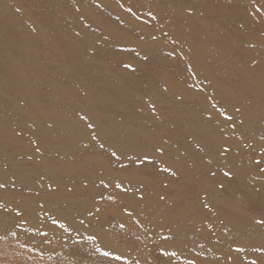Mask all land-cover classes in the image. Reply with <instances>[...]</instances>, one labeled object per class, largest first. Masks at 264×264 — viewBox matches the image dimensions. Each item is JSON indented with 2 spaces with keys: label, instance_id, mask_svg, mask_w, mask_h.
I'll list each match as a JSON object with an SVG mask.
<instances>
[{
  "label": "bare ground",
  "instance_id": "obj_1",
  "mask_svg": "<svg viewBox=\"0 0 264 264\" xmlns=\"http://www.w3.org/2000/svg\"><path fill=\"white\" fill-rule=\"evenodd\" d=\"M256 1L264 4V0ZM149 12L163 23L153 20ZM262 20L264 11L253 10L250 0H0V109L11 113L0 115V154L5 157L0 158V168L3 163L11 166L14 177L12 181L11 174H0V184L6 185L0 187L4 202L1 224L12 220L11 228L19 233L20 225L28 224L37 237L39 221H49L52 216L66 225L55 230L47 223L46 229L57 233L56 237L69 231L79 236L94 235L103 248L119 251L122 240L107 237L106 229L115 226L113 221L125 225L131 220L139 227L149 225L154 233L172 234L171 240L178 247L173 249L186 260L250 264L256 259L264 264V251L235 252L239 246L264 248V225L256 223L264 219V171L259 172V164L248 159V149L239 138L251 135L254 149L261 152L264 148V141L255 136L264 124V76L254 79L248 67L240 72L235 65L224 69L221 64H216L211 74L209 64L214 52L221 50L229 55L240 51L247 58L264 61V35H255L253 29ZM218 32L237 36L228 42L215 40ZM143 35L148 38L141 39ZM253 42L258 46L252 47ZM208 44L214 51L201 52ZM175 53L189 56L182 59ZM125 64L137 70L127 69ZM189 73L198 78L205 91L216 94L217 107L228 112L241 108L231 114L235 130L231 122L218 116L211 118V124L203 123L209 112L197 101L199 85L192 88ZM237 95L245 96L256 108L246 110L244 104L249 103L231 101ZM150 98L157 106L155 114L148 104ZM85 114L92 125L99 126L94 130L99 140L106 138L118 154L142 155L144 143L154 152L164 147L162 159L176 169L177 176L160 189L162 184L156 183L160 173L156 172L146 179L142 193L147 198L129 197L116 190L113 196L117 199L110 201L103 196L101 201L103 207H109L107 213L89 215L86 211L97 204L95 197L106 195L99 184L105 180L104 170L98 165L109 159L108 154H87L73 162L71 158L79 154L76 135H65L62 140L48 136V130L69 126L81 133L82 142L88 129L85 120H77V116ZM173 118L179 120L171 123ZM102 124H111L114 133L101 129ZM218 127L222 133L230 131L235 144L231 156L243 158L239 165L231 166V177L224 176V165L212 168L204 162L215 158L225 141H207L206 131ZM190 141L197 146L185 149ZM35 145L42 153L65 152L68 158L47 155L34 167L30 164L37 163L29 157L41 153L34 150ZM146 170L127 167L125 173L134 175V185H142L140 175ZM76 173L82 180L75 178ZM175 177L186 182L180 190L173 182ZM90 178L97 182L85 187ZM213 180L227 183L223 200L214 199L213 193L221 192L209 186ZM196 186L205 187L202 198L209 207L195 195L194 200L189 196ZM256 189L262 196L249 198ZM166 192V198L160 199ZM83 195L89 197L85 202L80 201ZM239 196L246 198L240 200ZM46 198L49 202L39 205ZM42 207L46 212L41 214ZM125 208L133 214L129 216ZM133 225L135 233L137 227ZM188 234L198 238L194 257L184 247ZM154 241L153 247H159ZM65 242L63 246L61 243L63 250L70 248V240ZM141 251L146 263L180 264L170 263L150 249Z\"/></svg>",
  "mask_w": 264,
  "mask_h": 264
},
{
  "label": "rangeland",
  "instance_id": "obj_2",
  "mask_svg": "<svg viewBox=\"0 0 264 264\" xmlns=\"http://www.w3.org/2000/svg\"><path fill=\"white\" fill-rule=\"evenodd\" d=\"M250 2H251V6L253 10H256L257 6L260 4L257 1L255 4L252 2V0H250ZM157 19L159 22L163 23L161 19L159 18ZM167 20H168V17L165 19V21ZM253 29L256 31L255 35L263 36L264 35V20H262L259 24L255 25ZM216 34L217 35L213 36L215 40L223 39L226 42L234 40L235 37L237 36V33H234V32H229V33L218 32ZM140 38L147 39L148 37H145V35H143V36H140ZM251 45H254V47L258 46V44L254 42L251 43ZM200 51L210 52V51H214V49L211 44H208V46L200 49ZM175 55L182 59H188L189 53H179V54L175 53ZM209 64L211 65V70H210L211 74H214V71L216 70V67L214 66L216 64H221V66L224 69L231 68V66L235 65L238 67V70L240 72H243L242 70H245L248 67L252 70L254 79L256 78L262 79V77L264 76V61H261L260 58H247L240 51H237L234 54H230V55L227 54V52H225L224 50L217 51V52L215 51L213 54V58L210 60ZM188 81L190 83L191 82L193 83L192 84L193 89H195V86L199 85L196 89V91L200 92L199 99H197V101L203 104L207 108V111L209 112V114L207 113L208 114L207 116L203 117L202 119L203 123L211 124L209 121L211 120V118H215V116H218L219 118L224 119V116H222L220 112L217 110L218 108H221V107H217V108L212 107L213 103L216 104V98H217L216 94L205 91L202 83L198 84L199 80L197 77H195L193 73H189ZM201 89H203L204 91L203 90L201 91ZM181 92L184 93L183 90H181ZM231 101H234L236 103L239 102L240 104L245 103V102L249 103V101H246V97L242 95L235 96L233 99H231ZM216 105L218 106V104ZM244 105H245L246 110H253L254 108H256L255 103H251V104L249 103V104H244ZM222 108H225V107H222ZM225 109L227 111V114L229 115H231L233 112H236L235 109L229 112L227 108ZM239 109L241 110V108ZM162 112L167 113V110L163 109ZM0 115H2L3 117H7V116H11V113L10 111H8V109H0ZM209 116L211 118H209ZM79 118L81 120V115L77 116V120H79ZM132 119L133 118L131 117V119L127 121L128 125L131 124L130 121ZM176 120H179V119L173 118L170 121L171 123H173ZM88 124H91V121L89 118L88 120L85 121V127L88 129V131L85 133L86 134L85 139L82 140V142H81V139L83 136L81 135V133L73 131V129H71V127L69 126H63L61 127V129H58V130H48V136L51 139L57 138L59 140H62V138L65 139L64 138L65 135H68V134L76 135L74 136V140L76 141L75 146L77 147L79 154L77 153L78 154L77 156H73L71 158L73 162H77L78 158L82 157L83 155L87 156V154H108L109 159L98 165V167H101L104 170L103 171L104 179H105L104 181L110 185V187L104 188L103 185L99 183L102 185L104 192L106 193V195H103V196H106V197L113 196L116 190L121 191L120 189H117L114 187L115 183L119 181L123 184L125 188L129 189V191L127 192L121 191L123 194L130 195L129 197H133V198H140L141 195L143 196V198H147L146 194L142 193L143 189L145 188V183H147L146 179L150 175L151 176L154 175L156 172L160 173V178L156 182V183L162 184V186H159L160 189L167 187L171 183L172 176L168 173H163L159 171L160 167L165 166L167 164L163 161L161 156L157 157L158 153L154 152L152 148L149 147L147 144L145 143L141 144V147H142L141 149L143 151L142 155H137L134 150L133 151L135 155L118 154L114 149H112L109 146L106 138L103 137V139L99 140V138L97 137V132L94 131V130H97L99 126L93 125L94 126L93 128H89L87 127ZM101 126H102L101 129L107 128L109 129V131L114 133V127H111V124H107V125L102 124ZM256 132L257 133L255 136L257 138L264 136V124L261 127H259ZM223 133L221 132V128L218 127L217 129L207 130L205 135L207 136L206 138L207 141H214V140H218V138H225V141L221 143L218 151L221 152V149L223 146L228 147L230 151L228 152L227 156L222 157L219 152L215 158L210 159L211 163H209L208 158L204 159V162L207 163V166H211L212 168L213 167L218 168V166L222 164L226 167V171L232 172L231 166L239 165L237 163L243 162V158L240 155L231 156L232 148L235 145L234 141L231 140L230 138L231 136L230 131L224 133L225 135H223ZM113 137H115V135H113ZM239 138L243 142L244 144L243 146H245V148L248 149L247 151L249 154L248 159L253 162L261 161V163L256 167H260L261 171L259 172L264 171V155H262L260 151H257L254 149V143L250 139L251 135H241L239 136ZM101 145H103V147H101ZM194 145H196V143L194 141H190L186 143L184 146H185V149L192 150ZM37 148L39 147L35 145L34 150H36ZM37 152H41V153H37L31 157V159L37 163V165L30 164V165H33L34 167L40 165L43 159L48 156H52V159L68 158L67 153L65 152H53L51 154L49 151L48 153H42L41 149H39V151ZM112 152H116L117 157H119V159H117V157L112 156ZM143 155L151 156L152 162L151 163L145 162L143 164H139L137 162H134L133 160H129L128 158L130 156L134 158H142ZM0 158L5 159V157L2 154H0ZM196 158H198V156H196ZM187 163L189 166L192 167L191 162L187 161ZM121 164L126 165V167H121ZM127 167H131L133 170L139 169V168H146L147 170L140 175V181H142L144 184L134 185L133 184V181L135 178L134 175L125 173V168ZM174 169L175 168H173V170ZM174 171H176V169ZM1 173H6L8 174V176L11 174L12 177L10 178L12 181H14L11 166L3 163V165L0 168V174ZM75 178L82 180V178L80 177V174H77V173L75 174ZM173 179H174L173 181L174 183H177V185H180L178 186L179 190L184 187L186 182L183 180V178L178 179V177H175ZM95 182H97L95 178H90L87 181H85V187H86V184H95ZM223 183L224 182L219 181V180L217 181L213 180L212 182L209 183V186L211 185L212 190L214 189L216 191L221 192L220 194L213 193V195L215 196L214 199L223 200L224 197H227V194L225 193V190L228 189L227 183H225L223 188H220L219 186L220 184H223ZM207 186L208 185H206L205 187ZM205 187L203 186L194 187V189L189 192V196L194 200V195H195V197L198 200H200V203L204 205L205 199L202 198V193L204 192L203 188ZM0 194H1V191H0ZM168 194L169 193L167 192L166 194L161 193L159 198L161 199V197H164L165 199L166 195ZM261 196H262V192L256 189L253 193L250 194L249 198L258 200L259 197ZM88 198H89L88 196L83 195L80 198V201L85 202L87 201ZM245 198L246 196H239L238 199L241 200ZM115 199L117 198L115 197ZM102 200L103 199H100V197H95V201L97 202V204L93 205L91 208H88L86 212L92 216H98L102 212L107 213V211H109L110 209L108 206L103 207V204H101ZM46 202H49L48 198H46L43 202H39V205L43 206ZM150 202H152V200H150ZM1 204L3 205L4 202H3V199L0 197V205ZM97 208L100 209V212H96ZM45 212H46V208L42 207V210L40 211V213L42 214ZM113 222L115 223V224L113 223V225H115L116 227L115 226L108 227L106 229V236L109 238L115 239L116 242L122 240V244L124 245L120 247L118 252L123 253L125 256L130 258L132 261L138 260L139 264H151L149 263V261H147L146 263V261H144V257L142 258L141 250L145 248L150 249L154 253L157 252V254L161 257H163L162 250L168 251V252L176 251L177 253L179 251V250H174L175 248H178V247H175V243L171 239L170 240L164 239V237L170 236L169 233L167 235H162L161 233H154L150 231L149 225L139 227L135 224V221L131 222V220L128 221V223H126L125 225L124 224L116 225L117 222L116 221H113ZM39 223L41 224L39 225L38 228H36L37 237H35V231L31 229L28 224L20 225V228H22V230L19 233V232H16L15 229L11 228L13 226L12 220H10L7 224H5V222H2L1 224V221H0V263L1 264H38V263L39 264H124V261H120V262L110 261L108 258L103 257L100 254V252L97 251V249L103 248L100 245V239L97 237H96L95 243L88 240V236H90L88 234H85V236L83 235L79 236L77 233L71 234L70 231L64 232V234H62L61 237H58V236L56 237L55 234L57 233L54 234L53 230L52 232H50L48 229H46L47 227H49L47 223H49L53 228H56L55 230H58L60 228L59 223H55V224L53 223L52 216L49 221L41 220V222L39 221ZM132 223L134 224L133 226L137 227V231L135 233L133 230L134 228L132 227ZM108 232H109V235H107ZM4 234L7 236H3ZM171 237H173L172 234H171ZM67 240L68 241L70 240V245H69L70 248L63 250L62 246L64 245V243H66L65 241ZM154 240H156L159 243V247H153L151 243ZM197 240L198 238L194 234H188L186 236L184 247L189 248L191 257H194L198 254L197 253L198 250L196 249V248H199L197 245ZM61 243H62V246H61ZM166 244H169L170 248L166 246ZM194 246L196 248H193ZM250 247L251 246H249L247 249L244 247L245 252L246 250H249L247 252L249 254H252L251 252L253 253L260 252V251L254 250V249L259 248L257 245H253L252 248ZM236 248L238 247H235V252H236ZM104 249L112 250V248L110 249L104 248ZM199 253L201 252L199 251ZM236 253L238 255H241V254H244V251L239 252V253L236 252ZM46 254L49 256L45 257L44 255ZM51 256H53V258ZM164 258H166V260H168L170 263H175L176 261H179L180 264H183V263L185 264L187 261L186 258L180 256L179 253L177 256L172 257L171 259L167 256H164ZM251 261L253 260H250V262ZM166 264H169V263L166 262ZM196 264H199V263L196 262Z\"/></svg>",
  "mask_w": 264,
  "mask_h": 264
},
{
  "label": "snow or ice",
  "instance_id": "obj_3",
  "mask_svg": "<svg viewBox=\"0 0 264 264\" xmlns=\"http://www.w3.org/2000/svg\"><path fill=\"white\" fill-rule=\"evenodd\" d=\"M252 2L255 4L256 3V0H252ZM256 10H257V12L264 11V4H259L257 6V9ZM127 11L132 12V9L131 8H128ZM189 11H191V10H189ZM133 15H135V13H133ZM148 16H150L153 20H156L157 19V17L152 12H149L148 13ZM153 39H155V37H153ZM174 43H175V41H174ZM251 46L254 47V45H251ZM169 55H174V53H170ZM143 59L144 60H147L148 59V56L145 55L143 57ZM124 67L127 68V69H130L132 71H135L136 70L135 68H133V66L131 64H125ZM189 67H191V66H189ZM163 91L166 92L167 91V88L165 87L163 89ZM201 91H202V89H201ZM148 104H149V107L152 110V112L155 114L156 111H157L156 103L150 98L148 100ZM212 107L213 108H217V105L215 103H213ZM217 110L220 112V114L222 116H224V119L226 121L231 122L230 123V127L233 130H235L236 123L234 122V117L232 115L227 114V111H226L225 108H218ZM235 111L236 112H239L240 109L239 108H236ZM209 118H211V117L209 116ZM81 119L86 121V120H88V117L86 115H81ZM240 123L243 124V121L241 120ZM87 127L93 128L94 126L92 124H88ZM260 139L262 141H264V136H261ZM101 147H103V145H101ZM155 150H156L157 153L160 154L161 157H163L165 155V149H164V147H162V146L161 147H157ZM37 151H39V148H37ZM229 151H230V149L228 147L223 146L222 149H221L220 155L222 157H226ZM261 154L264 155V148L261 149ZM112 156L117 157V153L116 152H112ZM128 158H129V160H133L134 162H137L139 164H143L145 162H149V163L152 162V157L149 156V155H143L142 158H134V157H131V156L128 157ZM29 159H31V157H29ZM117 159H119V157H117ZM209 163H211V160H209ZM256 163L257 164H260L261 161H256ZM121 167H126V165L121 164ZM159 171L160 172H163V173H168L171 176H176L177 175V172L174 171L173 168L171 166H168V165H165V166L160 167L159 168ZM211 175L212 176H215L216 173L215 172H212ZM232 175H233V173L231 171H224V176L225 177H231ZM100 183L103 185L104 188L110 187V185L108 183H106L104 180H101ZM165 186H167V185H165ZM219 186H220V188H223L224 187L223 184H220ZM0 187H6V185L0 184ZM114 187L117 188V189H120L121 191H124V192L129 191V189L125 188L123 186V184L121 182H119V181H117L115 183ZM140 198L143 199V196L141 195ZM100 199H104L103 195H101ZM107 199L110 200V201H113V200H115V197L108 196ZM161 199H164V197H161ZM0 207H3V205H0ZM205 207H209V205L205 204ZM124 211L129 216L132 215V213L129 212L126 208L124 209ZM96 212H100V209L97 208L96 209ZM53 223L54 224L55 223H59V226L62 229L66 228V225L63 224V223H60L58 220H53ZM256 223L261 224V225H264V219H259V220L256 221ZM173 238L174 237H171V236L164 237L165 240H170V239H173ZM88 240L89 241H92L93 243H95L96 237L94 235H90V236H88ZM254 250L255 251H264V248H257V249H254ZM97 251H99L100 254L103 257L108 258L110 261H116V262L124 261V264H139V261L138 260L137 261H132L130 258H128L127 256H125L123 253H120V252H118L115 249L105 250L104 248H99V249H97ZM243 251H245V249L242 248V247L236 248V252H238V253L239 252H243ZM162 255L163 256H167V257H169L171 259L172 257L177 256L178 253L176 251L168 252V251H163L162 250ZM186 264H196V261L194 259H189V260L186 261ZM250 264H259V261L253 260V261L250 262Z\"/></svg>",
  "mask_w": 264,
  "mask_h": 264
}]
</instances>
